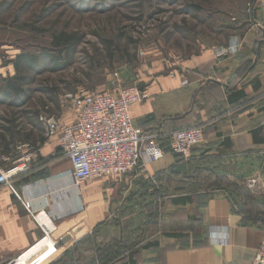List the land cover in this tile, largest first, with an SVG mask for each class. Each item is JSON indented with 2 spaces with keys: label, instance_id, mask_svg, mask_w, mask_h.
<instances>
[{
  "label": "rangeland",
  "instance_id": "374dc122",
  "mask_svg": "<svg viewBox=\"0 0 264 264\" xmlns=\"http://www.w3.org/2000/svg\"><path fill=\"white\" fill-rule=\"evenodd\" d=\"M254 1L0 0V168L32 164L33 159H25L48 138L42 118L72 122L73 98L117 95L133 86L148 90L172 75L181 83L192 80L189 67L201 63L203 52L232 49L256 22H264L260 10L251 7ZM24 57L36 63L17 71ZM20 77L26 81L18 95L5 81ZM194 126L182 120L172 131ZM194 150L189 159H177L183 164L172 182L163 178L139 191L119 190L110 223H120L125 231L117 241L120 253L139 260V250L154 243L156 235L174 228L200 233L197 208L220 195L264 224V150H253V161L235 175L230 167L213 166L214 159L204 162L203 169L201 162L190 167ZM6 155L15 160L12 166H3ZM250 179L260 181L256 188H248ZM198 192L206 194L199 197ZM187 194L196 202L193 223L185 225L182 210L173 213V221L166 220L172 197Z\"/></svg>",
  "mask_w": 264,
  "mask_h": 264
},
{
  "label": "crops",
  "instance_id": "0c3cea01",
  "mask_svg": "<svg viewBox=\"0 0 264 264\" xmlns=\"http://www.w3.org/2000/svg\"><path fill=\"white\" fill-rule=\"evenodd\" d=\"M255 27L232 49L203 52L201 63L189 67L193 79L188 86H182L180 78L160 80L147 88L149 100L131 109L135 126L159 138L166 150L163 160L146 162L130 176L96 179L79 188L58 139L38 142L32 164L13 179L15 191L0 185V264H9L30 249L20 263L29 259L24 264H31L49 253L50 247L57 249V255L53 253L55 259L49 264H131V256L120 253L117 242L125 231L120 223H110L118 192L158 183L183 164L177 159H185L172 153L169 144L173 126L182 120L201 126L205 134L204 142L195 147L190 167L201 162L203 169L204 162L211 164L214 159L213 166L230 167L234 175L245 171L253 161L252 151L264 150V22H256ZM240 91L245 98L229 102V96ZM9 156L4 158L5 167L15 163ZM176 197L180 196L172 199ZM168 207L166 220L173 221V213L182 210L187 214L182 218L186 226L193 223L198 210L200 233L174 228L169 233L180 237L156 235V246L147 249L148 243L140 249L139 260L132 256L137 264L255 263L264 225L247 222L229 198L209 199L197 210L196 202ZM35 216L48 227L47 239ZM53 254L40 264H47Z\"/></svg>",
  "mask_w": 264,
  "mask_h": 264
},
{
  "label": "built area",
  "instance_id": "2783aa9c",
  "mask_svg": "<svg viewBox=\"0 0 264 264\" xmlns=\"http://www.w3.org/2000/svg\"><path fill=\"white\" fill-rule=\"evenodd\" d=\"M251 7L259 9L264 17V0H255ZM182 85H189V81H183ZM148 100L146 90L133 86L121 90L117 95L89 94L73 98L74 120L70 123L64 124L55 117L42 118L46 124L47 137L58 139L72 164L76 187L80 188L96 179L122 178L141 169L146 162L156 163L165 158L166 150L158 137L148 134L133 123L131 109ZM203 142L204 131L201 126L181 129L172 135L170 151L188 158L192 150ZM25 161L31 162V155ZM29 166V163H25L9 170L0 168V185L15 191V175L19 170H27ZM259 182L250 179L247 186L254 189ZM152 183L154 186L157 184ZM34 219L47 239L48 227L41 222L40 216ZM25 254L9 264H17ZM254 264H264V240Z\"/></svg>",
  "mask_w": 264,
  "mask_h": 264
},
{
  "label": "trees",
  "instance_id": "16d2710c",
  "mask_svg": "<svg viewBox=\"0 0 264 264\" xmlns=\"http://www.w3.org/2000/svg\"><path fill=\"white\" fill-rule=\"evenodd\" d=\"M18 62H20L19 64H18ZM17 62V67H16V70L18 71L20 68H21V66H23V65H26L27 67H33L34 66V64L36 63L35 61H33V59L32 58H29V57H24V59L23 60H21L20 61V59H19V61ZM21 65V66H20ZM14 80V79H13ZM11 81V80H8V81H5L6 82V85H7V87H8V89H10V90H12V91H16L17 93H18V91H19V93H18V95H20V94H22L23 92L22 91H20V87L19 86H22V84H23V82L24 81H26L25 79H23V78H18V80L17 81ZM17 83V84H16ZM19 83V84H18ZM245 96H246V94H245V92L244 91H240V92H238L236 95H230L229 96V102H231V103H233V102H236L237 100H241V99H243V98H245ZM183 129H185V128H183ZM181 130V129H180ZM160 141V140H159ZM180 168H177V169H173L169 174H170V176L169 177H167V179L170 181V178H171V182H172V180L176 177V176H179L180 175ZM213 176H215L216 174H212ZM195 201H194V198H193V196L191 195V196H180V197H176V198H174V199H172V201H171V203L173 204V205H175V206H185V205H187V204H193ZM252 203V202H251ZM240 212L245 216V220L247 221V222H254V223H260V224H262V225H264L263 224V222H259L258 220H257V218L256 217H253V213H252V211H241L240 210ZM165 236H167V237H180L181 236V234H172V233H168V234H165ZM156 244H157V242L155 243H149L145 248H150V247H152V246H156ZM134 257H132L131 256V258H130V262H131V264H137V262L133 259Z\"/></svg>",
  "mask_w": 264,
  "mask_h": 264
},
{
  "label": "bare ground",
  "instance_id": "6f19581e",
  "mask_svg": "<svg viewBox=\"0 0 264 264\" xmlns=\"http://www.w3.org/2000/svg\"><path fill=\"white\" fill-rule=\"evenodd\" d=\"M57 249L55 247H50L49 253L39 257L37 260H35L33 263L31 264H40L42 263L45 259H47L48 255L56 253ZM31 259V258H30ZM29 260V259H28ZM28 260H23V263H20V261L17 264H24L25 262H27ZM25 261V262H24ZM22 262V260H21Z\"/></svg>",
  "mask_w": 264,
  "mask_h": 264
},
{
  "label": "water",
  "instance_id": "95a60500",
  "mask_svg": "<svg viewBox=\"0 0 264 264\" xmlns=\"http://www.w3.org/2000/svg\"><path fill=\"white\" fill-rule=\"evenodd\" d=\"M62 245H60V247H61Z\"/></svg>",
  "mask_w": 264,
  "mask_h": 264
}]
</instances>
